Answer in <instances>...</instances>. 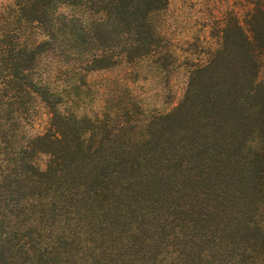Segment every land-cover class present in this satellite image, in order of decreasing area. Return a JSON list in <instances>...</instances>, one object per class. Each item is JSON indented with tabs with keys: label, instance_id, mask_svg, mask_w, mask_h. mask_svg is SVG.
Here are the masks:
<instances>
[{
	"label": "trees",
	"instance_id": "1",
	"mask_svg": "<svg viewBox=\"0 0 264 264\" xmlns=\"http://www.w3.org/2000/svg\"><path fill=\"white\" fill-rule=\"evenodd\" d=\"M168 1L0 5V264H264V0L143 118Z\"/></svg>",
	"mask_w": 264,
	"mask_h": 264
},
{
	"label": "rangeland",
	"instance_id": "2",
	"mask_svg": "<svg viewBox=\"0 0 264 264\" xmlns=\"http://www.w3.org/2000/svg\"><path fill=\"white\" fill-rule=\"evenodd\" d=\"M2 3L6 0H0V5ZM252 8L244 0H169L156 21L162 42L169 50L166 75L161 82L156 80L136 88L142 103L141 109L135 111L136 116L147 118L150 112L156 114L173 109L183 95L192 66L202 62L206 54L216 48L225 24L232 22L234 17L243 23ZM260 79L264 82V66ZM41 120L38 119L36 128Z\"/></svg>",
	"mask_w": 264,
	"mask_h": 264
}]
</instances>
